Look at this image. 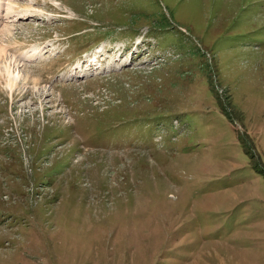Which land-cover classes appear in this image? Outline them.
Segmentation results:
<instances>
[{"label": "rangeland", "instance_id": "374dc122", "mask_svg": "<svg viewBox=\"0 0 264 264\" xmlns=\"http://www.w3.org/2000/svg\"><path fill=\"white\" fill-rule=\"evenodd\" d=\"M2 1L0 264H264V0Z\"/></svg>", "mask_w": 264, "mask_h": 264}, {"label": "bare ground", "instance_id": "6f19581e", "mask_svg": "<svg viewBox=\"0 0 264 264\" xmlns=\"http://www.w3.org/2000/svg\"><path fill=\"white\" fill-rule=\"evenodd\" d=\"M8 2H9V1H8ZM8 2H7V3H8ZM1 5H3V3H2L1 0H0V6H1ZM7 8L9 9V11H12V12H13V9H12V8H13V5L8 4V7H7ZM20 14L22 15V14H24V12L21 10V11H20ZM23 16H24V15H23ZM23 16H22V17H23ZM26 16H27V15H26ZM19 17H20V16H19ZM24 17H25V16H24ZM35 47H36V46H35ZM35 47H34V49L32 50L33 53H30V54L27 53L28 59H32V58L35 57L36 54L41 53V50H42V49L38 52V51H37V48H38V47H37V48H35ZM39 48H40V47H39ZM3 51H4V50L0 48V55L3 53ZM37 52H38V53H37ZM40 55H41V54H40ZM42 56H43V55H42ZM39 59H40V58H39ZM7 67H8V66H7ZM6 69H7V68H6ZM9 73L11 74L10 69H9ZM20 77H21V76H20V74L18 73V74L16 75V77H14V79L17 81Z\"/></svg>", "mask_w": 264, "mask_h": 264}]
</instances>
